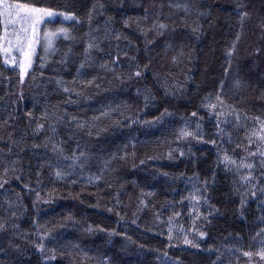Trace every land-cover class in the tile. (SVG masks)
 Wrapping results in <instances>:
<instances>
[{
	"label": "trees",
	"instance_id": "16d2710c",
	"mask_svg": "<svg viewBox=\"0 0 264 264\" xmlns=\"http://www.w3.org/2000/svg\"><path fill=\"white\" fill-rule=\"evenodd\" d=\"M237 2L36 0L38 6H67L81 22L68 24L75 39L57 40L51 60L43 67L37 62L22 82L0 55V176L7 181L0 188V219L16 225L0 231V264H70L80 250L88 254L86 264H103L105 255L109 264H213L217 249L226 260L228 250L260 246L264 197L245 196L242 219V182L222 162L225 152L237 162L246 157L252 117L264 118V0H239L252 14L243 29ZM89 11L99 50L90 51L81 69L86 75L77 77ZM159 23L166 25L160 32L153 27ZM196 25L201 31L194 33ZM236 33L240 39L228 55ZM92 77L91 84L80 83ZM221 79L224 104L218 108L227 115L219 117L218 129L202 102ZM235 79L242 82L238 89ZM37 123L44 125L39 131ZM183 127L203 139H177ZM54 143L63 156L52 150ZM77 145L86 154L82 167L64 159ZM57 164L67 173L62 179L50 166ZM197 213L208 214V221ZM169 217L175 233L193 230L200 249L169 237ZM45 229L41 254L34 243ZM49 249L56 258L45 261Z\"/></svg>",
	"mask_w": 264,
	"mask_h": 264
},
{
	"label": "snow or ice",
	"instance_id": "6c2138e0",
	"mask_svg": "<svg viewBox=\"0 0 264 264\" xmlns=\"http://www.w3.org/2000/svg\"><path fill=\"white\" fill-rule=\"evenodd\" d=\"M95 8V5L93 6ZM103 7V5H100ZM175 7H183L185 11L189 9L188 4H176ZM237 9V18L239 21V27L243 29L244 23L246 20L252 19V14L248 10V5L244 3H240L239 0L236 4ZM63 17L65 20L71 19L77 23L81 22V17L78 16L73 10L69 9L67 6H38L36 0H0V55H2L4 64H11L15 68L19 69V77L22 82L24 76L27 74L29 68H31L33 63V57L36 54L37 47L41 44V40H43V51L45 54L48 53L49 49L52 48V39L57 34H63L65 39H75V37H71L69 35V31L65 27H57L52 31H48L46 29H42V25H48L54 23L55 18ZM92 12L89 11L86 13L83 18L84 22L88 24V32L84 33L83 40V49L82 56L83 59L79 60V67L76 69L77 77L86 75L81 72V69H84L87 62L91 59L90 51L91 50H99V44L97 43V37L92 35L94 29L91 25ZM125 24L128 23L127 20L124 21ZM154 28L157 29L158 32L162 31L166 28L164 23L154 24ZM259 27L264 29V16L260 17ZM192 31L194 33L200 32L201 28L199 25L193 27ZM199 38V37H197ZM240 39V34L236 33L234 35V40L231 47L228 49V55H231L233 50L236 48V41ZM146 43H151V41H146ZM41 67H43V59L41 58ZM116 58H113L115 60ZM104 65H102L103 67ZM147 65H144V68H147ZM228 67H225L224 72H228ZM137 71L134 72V75L139 77L141 75V70H139V65H137ZM95 77L91 79H87L86 81L81 80L80 83L91 84ZM232 87L240 88L241 80L235 79L232 82ZM99 87V85H96ZM66 92L70 91L69 88L65 87ZM139 92V89L137 90ZM147 92V89L145 90ZM225 92V82L223 79L217 82V89H214V92L210 96L204 97V101L202 102V106L207 108L210 113H214L217 119V128L219 129V117L221 115H227L220 111L218 105L221 107L224 104L223 95ZM79 95V93H77ZM216 102H212V100ZM145 99L148 100L149 96L146 95ZM167 113V109L164 110ZM31 115V113H29ZM233 115L236 120L240 119V116L237 110L233 109ZM192 117H197V112L193 111L191 113ZM75 120V117H72ZM202 119V117L200 118ZM252 119L256 122L253 126V130L250 134H246L247 144L245 145L246 157H243L237 162V160L227 154L226 152L222 156V162L226 169L231 170L233 167L235 172L239 174V180L242 182L241 186L244 188V193L240 199V207L237 209V214L243 219L245 218V213L243 211L244 206L246 204L245 196L256 197L257 192L264 197V118L260 116L252 117ZM81 125L77 123V127ZM44 125L42 123H37L35 131H39L43 128ZM199 123L196 124V129H199ZM51 131L55 132V129L52 128ZM182 137H194L196 139H203L201 134L198 131H191L187 127H183L179 130L177 139ZM208 143L215 144L216 141L212 138H209ZM254 148L249 147V145H253ZM239 147V145H237ZM52 150L57 152L61 156H63L64 148L59 143H54L52 145ZM181 155L184 153L181 152ZM171 155V154H170ZM86 157L84 151L79 150V145L76 146L75 150H72L70 157H64V159H71L73 161V165L75 166L76 162H80V166L82 167L84 164V160L81 158ZM253 158V159H248ZM143 163V161H141ZM108 161H105V166H107ZM51 167H55V176L58 179H62L67 173L59 168V165H50ZM71 167V166H70ZM246 170V171H242ZM8 173V169H4V175L6 176ZM100 177L97 176L96 179ZM5 183H7L6 179L0 176V188H3ZM25 188H29L28 184H25ZM31 190V189H30ZM19 196V194H17ZM35 196L37 199H40V193L35 192ZM202 196H193L192 199L200 200ZM264 202V201H262ZM141 204L144 203L143 200L140 201ZM111 211V209H109ZM218 211V209H217ZM174 215H179L178 212L173 213ZM198 215H203V219L208 221V214L197 213ZM15 216V212L12 213ZM119 215V213H117ZM123 219V217H121ZM157 219L159 217L157 216ZM261 221L264 222V217H261ZM135 222V221H133ZM169 224L168 235L171 238L172 235V227H171V217L167 222ZM8 227L15 228V224L9 225L3 219H0V231H6ZM37 227H40L37 225ZM99 229V226H96ZM94 229L91 225H89L86 229L88 232H92ZM102 230V229H99ZM48 230L45 229L42 232L38 233V239L34 243V247L41 254L44 253L45 250V242L44 238L48 235ZM199 237H205L207 233L205 231H199ZM256 236L260 237V246L258 248L249 249H238L242 251V255L248 258V264H264V228H260L256 232ZM184 243L191 245L194 248H200V244L198 242H194L193 240H189L187 236L184 237ZM209 250H211V246H208ZM51 254L43 256L45 261L54 260L55 257V249L48 250ZM222 253L219 249L216 250V261L213 264H225V261L221 259ZM88 254L80 250V252L75 256L71 257L70 264H86ZM164 256H167V253H164ZM253 257L257 258L254 262ZM110 258L108 256H104L103 264H109ZM177 264L179 262L177 261Z\"/></svg>",
	"mask_w": 264,
	"mask_h": 264
},
{
	"label": "rangeland",
	"instance_id": "374dc122",
	"mask_svg": "<svg viewBox=\"0 0 264 264\" xmlns=\"http://www.w3.org/2000/svg\"><path fill=\"white\" fill-rule=\"evenodd\" d=\"M72 22H73V20H71V19L65 20L63 17H57V18H55L54 23L48 24L46 26L45 25H42V29H46L48 31H52L54 28H57V27H65V28L68 29L69 35H70V30H69V25L68 24H71ZM59 39L67 40V39L64 38L63 34H57L56 36H54L53 39H52V48L49 49V51H48L47 54H45L44 51H43V40H41V44L37 47L36 54L33 57L32 66H31V68H29L28 72L31 71V70H33V67L36 65L37 62H39L40 66H41V59L40 58L42 56L44 57V59H43V66H45L47 64V62L51 60V57L53 56V54L55 52V49H56L55 45L57 43V40H59ZM8 65L10 67L15 68L11 64H8ZM253 126L250 129V132L248 134H250L251 131L253 130ZM186 138H188V137H186ZM244 139H245V142L247 143L246 135H245V138ZM250 146H253L254 147V144L253 145H250ZM251 159H253V158H251ZM176 233L173 230L171 236H177V235H179L181 237V239H182L183 242H184V237L185 236H187V238L189 240H192L193 239V236H194L193 230H190L189 233H186L185 231L183 232L181 230H179V231L176 230ZM193 249H195V248L193 247ZM227 254H228V256H227L226 260H224L225 261V264H248V258L244 257L242 255V253H240L239 251L238 252H234L233 250H228L227 251ZM223 257L224 256H222L221 258H223ZM256 260H257V258L253 257V261L255 262ZM163 264H167L165 260H164Z\"/></svg>",
	"mask_w": 264,
	"mask_h": 264
}]
</instances>
